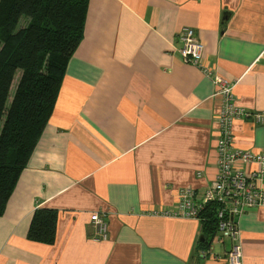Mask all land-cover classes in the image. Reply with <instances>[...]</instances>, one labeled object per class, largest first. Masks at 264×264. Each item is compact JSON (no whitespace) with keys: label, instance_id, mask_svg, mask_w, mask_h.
<instances>
[{"label":"crops","instance_id":"obj_1","mask_svg":"<svg viewBox=\"0 0 264 264\" xmlns=\"http://www.w3.org/2000/svg\"><path fill=\"white\" fill-rule=\"evenodd\" d=\"M87 3L52 114L0 214V264H227L230 240L216 232L200 246L202 221L158 212L218 174L220 97L181 61L178 32L193 29L236 105L264 111V0ZM232 124L235 147L264 149V122ZM45 207L56 213L52 243L28 237ZM237 228L242 263L264 264V209L243 212Z\"/></svg>","mask_w":264,"mask_h":264},{"label":"trees","instance_id":"obj_2","mask_svg":"<svg viewBox=\"0 0 264 264\" xmlns=\"http://www.w3.org/2000/svg\"><path fill=\"white\" fill-rule=\"evenodd\" d=\"M88 0H0V214L49 121L68 59L82 39ZM17 70L19 78L11 93ZM202 211L200 246L216 233ZM28 237L52 243L56 213L33 212Z\"/></svg>","mask_w":264,"mask_h":264},{"label":"built area","instance_id":"obj_3","mask_svg":"<svg viewBox=\"0 0 264 264\" xmlns=\"http://www.w3.org/2000/svg\"><path fill=\"white\" fill-rule=\"evenodd\" d=\"M180 47L178 55L186 64H193L204 74L211 77L220 97V108L216 116L219 127L217 148L218 174L212 184L198 191L190 186L177 190V200L172 208L161 209L159 215L178 218H202L205 206L214 202L218 207L215 213L216 229L220 238L230 240L232 245L226 254L227 264H243L242 251L238 243L239 228L237 218L247 211L264 209V149L249 151L234 146L233 122L238 119H249L256 124L264 122V111L247 110L236 105L233 94V83L221 78L211 68L203 65V44L197 39L190 27L179 30ZM255 167L247 170V166ZM90 223L96 236L95 240L108 237L107 222L104 214L93 212Z\"/></svg>","mask_w":264,"mask_h":264},{"label":"rangeland","instance_id":"obj_4","mask_svg":"<svg viewBox=\"0 0 264 264\" xmlns=\"http://www.w3.org/2000/svg\"><path fill=\"white\" fill-rule=\"evenodd\" d=\"M19 71L17 70V73H16V76H15V79H14V81H13V83H12V85H11V87H12V89H11V93L14 91V89L16 88L15 86H16V84H17V82H18V78H19Z\"/></svg>","mask_w":264,"mask_h":264},{"label":"water","instance_id":"obj_5","mask_svg":"<svg viewBox=\"0 0 264 264\" xmlns=\"http://www.w3.org/2000/svg\"><path fill=\"white\" fill-rule=\"evenodd\" d=\"M200 241H202L203 240V238L202 237H200V239H199Z\"/></svg>","mask_w":264,"mask_h":264}]
</instances>
